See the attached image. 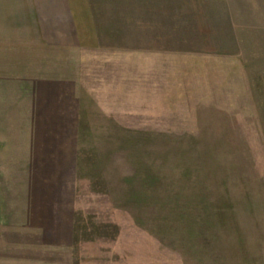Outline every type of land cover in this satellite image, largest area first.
<instances>
[{
  "label": "rangeland",
  "instance_id": "1",
  "mask_svg": "<svg viewBox=\"0 0 264 264\" xmlns=\"http://www.w3.org/2000/svg\"><path fill=\"white\" fill-rule=\"evenodd\" d=\"M209 7L173 86L89 58L43 137L0 94V211H70L86 264H264V0Z\"/></svg>",
  "mask_w": 264,
  "mask_h": 264
},
{
  "label": "crops",
  "instance_id": "2",
  "mask_svg": "<svg viewBox=\"0 0 264 264\" xmlns=\"http://www.w3.org/2000/svg\"><path fill=\"white\" fill-rule=\"evenodd\" d=\"M221 2L0 0V94L14 103L18 119L23 115V126L43 137V128L73 122L63 112L79 94L86 67L102 53L104 64L115 60L109 55L120 57L119 87L173 86L175 60L197 53L193 41L207 35V27H199L208 23L202 9ZM82 232L70 211H0V264H86L93 245L80 249ZM75 247L83 256L76 257Z\"/></svg>",
  "mask_w": 264,
  "mask_h": 264
}]
</instances>
